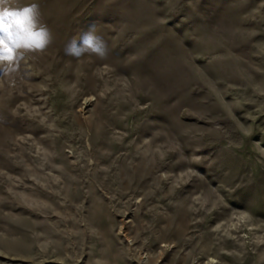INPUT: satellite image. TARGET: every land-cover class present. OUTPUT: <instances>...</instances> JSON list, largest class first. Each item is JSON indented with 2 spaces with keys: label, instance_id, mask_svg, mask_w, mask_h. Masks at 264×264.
Here are the masks:
<instances>
[{
  "label": "rangeland",
  "instance_id": "obj_1",
  "mask_svg": "<svg viewBox=\"0 0 264 264\" xmlns=\"http://www.w3.org/2000/svg\"><path fill=\"white\" fill-rule=\"evenodd\" d=\"M0 264H264V0H6Z\"/></svg>",
  "mask_w": 264,
  "mask_h": 264
},
{
  "label": "snow or ice",
  "instance_id": "obj_2",
  "mask_svg": "<svg viewBox=\"0 0 264 264\" xmlns=\"http://www.w3.org/2000/svg\"><path fill=\"white\" fill-rule=\"evenodd\" d=\"M5 3L0 0V63L14 61L21 47H41L44 42V33L33 30L32 9L9 11Z\"/></svg>",
  "mask_w": 264,
  "mask_h": 264
}]
</instances>
